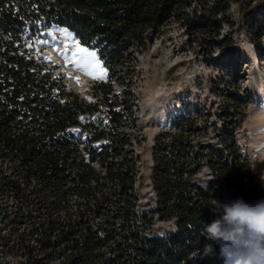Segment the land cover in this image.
I'll return each instance as SVG.
<instances>
[{
	"label": "trees",
	"instance_id": "16d2710c",
	"mask_svg": "<svg viewBox=\"0 0 264 264\" xmlns=\"http://www.w3.org/2000/svg\"><path fill=\"white\" fill-rule=\"evenodd\" d=\"M0 3L2 22L14 36L4 40L6 49L0 50V57L6 58L0 59L1 253L24 256L16 264H44L54 257L53 264H220L218 244H213L215 257L193 259L196 250L203 252L213 243L201 233L204 224L220 216L210 203L262 199L259 178L236 133L240 103H247L250 94L232 92L230 103L238 107L232 111L229 105L216 113L222 126L211 122L209 107L195 102L185 105L171 128L157 133L152 174L156 206L142 211L135 188L139 156L133 148L135 134L122 129L132 114L113 109L111 128L94 127L81 148L68 128L81 124L79 114L95 105L85 104L72 92L55 96L57 82L32 70L34 63L22 58L14 43L23 25L66 27L82 44L98 50L111 78L130 86L138 53L173 22L191 34L209 33L219 45L215 35L228 21L230 0ZM247 20L254 32H264V21ZM234 64L227 63L231 79L238 76ZM96 88L111 93L112 82L101 81ZM121 105L132 111L130 91L115 95L111 106ZM210 127L217 142L202 143ZM101 137L109 142L102 148L92 145ZM152 211L174 219L175 229L166 235L147 233ZM11 225H25L27 230L3 232ZM0 264L12 263L2 258Z\"/></svg>",
	"mask_w": 264,
	"mask_h": 264
},
{
	"label": "rangeland",
	"instance_id": "374dc122",
	"mask_svg": "<svg viewBox=\"0 0 264 264\" xmlns=\"http://www.w3.org/2000/svg\"><path fill=\"white\" fill-rule=\"evenodd\" d=\"M3 6L0 3L1 51L6 49L3 41L14 38L2 22ZM249 17L264 21V0H230L228 21L223 23L220 34L215 35L220 41L219 45H215L209 33L191 34L179 22L167 25L159 36H153V41L145 52L138 53V60L133 63L136 66V75L130 86L127 81L122 82L121 78H111L109 68L100 58L98 50L82 44L66 27L53 25L33 28L30 24L23 25L18 29L19 38L14 46L22 58L34 63L32 70H40L41 75H50V79L57 82L54 87L55 96L58 97L61 92H72L85 104L96 106L79 114L81 124L68 128V132L81 148L88 143L94 127L98 130L111 128L113 109H122L126 114H132L122 129L135 134L133 148L139 155L135 188L138 209L142 211H151L156 206L152 174L157 133L171 128L173 119L185 110V105L195 102L209 107L213 113L211 122L222 126L224 121L216 113L229 105L232 111L238 107L230 103L232 92L250 94L251 98L247 103H240L238 113L241 115L236 133L241 148L247 153L259 178V193L264 199V163L260 162L264 161V151L260 150L264 149V144H261L260 149L248 146L253 137L250 114L254 110L264 112V32H254L248 24ZM77 45L97 54L96 59L100 61L99 71L103 73V79H95L88 74L91 66L82 54L74 56ZM0 59L6 62V58ZM77 62L84 63L85 67H78ZM227 63H235L233 69L238 75L236 79H231ZM101 81L112 82L111 93L105 94L103 90L96 88ZM127 90L134 100L132 111L123 105L111 106L115 95H122ZM214 134L210 127L209 135L202 137L201 142H217ZM108 142V137H101L93 141L92 145L102 148ZM254 153L259 155V160L253 159ZM95 166L100 169L98 163ZM200 175L208 176L205 172ZM151 214L152 223L147 233L166 235L175 229L174 219H163L153 211ZM10 228L18 232L27 230L25 225H11L3 232H8ZM0 254V259L10 258L12 264L24 258L16 252L6 254L0 251ZM55 262L57 259L54 257L50 261L45 260L44 264Z\"/></svg>",
	"mask_w": 264,
	"mask_h": 264
},
{
	"label": "clouds",
	"instance_id": "9594fccd",
	"mask_svg": "<svg viewBox=\"0 0 264 264\" xmlns=\"http://www.w3.org/2000/svg\"><path fill=\"white\" fill-rule=\"evenodd\" d=\"M250 130L253 137L248 146L260 149L264 144V112L254 110L250 114ZM253 159L259 160V155L254 153ZM213 201L210 204L220 216L204 224L201 232L213 243L206 244L203 252L196 250L193 259L215 257L213 244H218L220 264H264V199L252 203L240 198L225 203Z\"/></svg>",
	"mask_w": 264,
	"mask_h": 264
},
{
	"label": "snow or ice",
	"instance_id": "6c2138e0",
	"mask_svg": "<svg viewBox=\"0 0 264 264\" xmlns=\"http://www.w3.org/2000/svg\"><path fill=\"white\" fill-rule=\"evenodd\" d=\"M90 64L91 70L88 71L89 75H92L95 79H103V73L99 71L100 61L96 59L97 54L95 52H89L87 49L77 45L75 55H81ZM78 67H85L84 63L77 62Z\"/></svg>",
	"mask_w": 264,
	"mask_h": 264
}]
</instances>
